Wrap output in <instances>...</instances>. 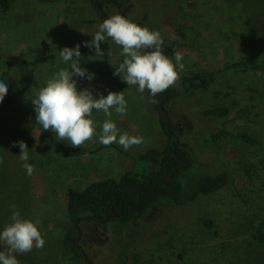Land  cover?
Segmentation results:
<instances>
[{
  "label": "rangeland",
  "instance_id": "rangeland-1",
  "mask_svg": "<svg viewBox=\"0 0 264 264\" xmlns=\"http://www.w3.org/2000/svg\"><path fill=\"white\" fill-rule=\"evenodd\" d=\"M188 5L186 0H129L123 5L108 2L103 10L109 17L148 15V22L163 38L180 44L185 71L174 86L179 89L183 75L189 72L220 68L235 59L264 57V0H198ZM84 18L97 21L87 24ZM102 22L92 0H15L7 15L0 13V55L19 63L57 53L90 41ZM110 41L101 45L104 56H95L88 47L82 54L81 66L94 73V78L78 79V90L89 88L97 98L101 93L121 92L116 87L122 79L114 72L123 60L122 49ZM169 58L174 60V56ZM65 68L69 65L59 55L39 64L28 93L0 110V231L11 222V205L15 204L22 218L39 222L45 239L42 249L16 254L20 264L62 263L63 237L72 224L68 187L83 190L95 181L119 179L127 170L157 167L167 143L156 108L158 95L152 97L131 86L122 90L126 115L110 110L113 114L107 117L95 111L92 118L97 132L105 119H111L121 134L141 136L144 142L129 150L112 144L89 156H61L54 146L59 139L36 123L31 100L48 79ZM27 71L23 68L2 78L0 70V81L7 83L8 93ZM164 99L173 132L192 159L184 194H190L202 174L227 170L234 181L219 194L202 195L184 205L159 202L143 219L128 224L90 221L80 226L83 235L78 242L96 264H264V243L252 236L254 225L264 217V150L242 148L243 144L230 137L208 142L210 132L220 127L248 130L264 142V74H233L229 83L208 91ZM217 104H231L232 110L224 117L203 113ZM21 140L29 148L28 163L34 165L31 176L23 168L21 149L13 147ZM100 145L97 136L83 146L95 149ZM252 155L258 165L253 185L242 176ZM0 251H6L2 243Z\"/></svg>",
  "mask_w": 264,
  "mask_h": 264
},
{
  "label": "trees",
  "instance_id": "trees-1",
  "mask_svg": "<svg viewBox=\"0 0 264 264\" xmlns=\"http://www.w3.org/2000/svg\"><path fill=\"white\" fill-rule=\"evenodd\" d=\"M51 1V0H46ZM96 6L99 15L104 19L109 18V15L98 7L97 1L92 0ZM102 9L106 3L113 2L111 0H98ZM187 3L195 4L198 0H186ZM15 4V0H0V13L7 15ZM188 5V7H189ZM105 12L106 14H104ZM130 20L141 25L146 26L150 30L157 31L149 22L148 15L142 18L132 17ZM97 18H84L82 22L93 24ZM163 37V36H162ZM162 51L168 57H173L174 52L180 51V44L170 43L165 38ZM111 39L102 43V46H107ZM77 44H72L67 47L74 48ZM81 53L87 51L84 43H80ZM59 55V52L52 53L45 56H37L34 59L24 60L19 63L14 61H7L0 55V70H3L2 78L11 73L23 68H27L26 74L16 83L14 88L7 93L2 103H0V110L16 104L21 100L31 89L33 79L35 77L37 66L44 63L46 60ZM249 73L264 74V57H247L242 59H235L227 63L225 66L215 69H206L204 71H193L183 75L181 79V88L170 87L167 91L158 95L159 103L156 108L159 112L160 125L167 135V143L163 148L159 164L157 167L144 170H127L119 179L107 178L101 181H95L83 190H78L74 187H68L67 209L72 220V224L63 237L62 248V263L61 264H90L84 257L82 251L76 247L74 239L78 236V229L75 226V219L78 216H92V218L79 219L78 224L84 226L90 221H100L107 218L109 213V222H119L128 224L132 221L143 219L152 209V207L159 202H171L176 205H184L189 201H194L202 195L219 194L230 186L234 181L232 173L227 170L220 171L216 174H202L195 181L189 195L184 194L187 185L186 174L187 167H181L174 172V177L170 180L171 173L179 166L186 165L183 159H192L189 150L180 144L175 151L176 137L172 135L167 126L170 119L165 114L161 107V103L166 94L171 99L178 98L182 94H194L198 90L208 91L214 85L222 83H229L231 75H245ZM131 86H127L124 81H120L116 87V91H122ZM237 103V102H235ZM232 110L231 104H217L212 107L204 109L203 113L206 116L224 117ZM95 112V110L93 111ZM171 129L174 124L172 121ZM210 143H216L223 137H230L231 139L239 141L243 144L242 148H254L264 150V142L248 130L233 131L226 128H216L210 132ZM54 146L59 154L66 158L89 156L98 152L104 145H100L95 149H88L85 146L72 147L71 145L57 140ZM112 146V145H111ZM109 147V146H108ZM244 152V151H242ZM142 156V155H141ZM248 157V156H247ZM247 165L244 167L243 177L247 176L250 179V184L257 182L258 165L256 156L252 155L247 158ZM256 165V166H255ZM169 181L165 183L163 181ZM157 184L156 188L155 185ZM155 189V190H154ZM145 190L148 192L146 194ZM154 192L152 193V191ZM140 191V194H139ZM130 202V203H129ZM116 214H119L117 216ZM100 218V219H99ZM204 222L211 226L212 222L206 218H202ZM253 238L258 242L264 243V217L253 227Z\"/></svg>",
  "mask_w": 264,
  "mask_h": 264
},
{
  "label": "clouds",
  "instance_id": "clouds-1",
  "mask_svg": "<svg viewBox=\"0 0 264 264\" xmlns=\"http://www.w3.org/2000/svg\"><path fill=\"white\" fill-rule=\"evenodd\" d=\"M108 39L122 49L120 55L123 60L115 68L114 75H119L127 86H135L140 93L147 92L155 97L174 87L180 80L181 72L185 71L181 52H174L173 60L162 51L164 39L159 31L150 30L122 15L104 19L92 39L84 41V46L94 49L95 56H104L101 44ZM80 47L77 44L74 48L59 50L60 60L69 68L58 71L36 91L31 100L36 123L43 131L53 132L56 139L66 141L72 147L81 148L97 136L99 143L105 147L118 144L124 150H129L140 146L144 142L143 137L121 134L111 119H105L97 132L93 111L103 112L107 117L113 114L110 110L118 115H126L127 101L122 91H109L107 95L101 93L97 98L89 88L78 90V79L92 81L94 78V73L81 66L83 56ZM7 93V83L0 81V103ZM17 145L21 149L19 157L24 161L23 168L31 176L34 165L28 163L29 148L22 140L14 142L13 147ZM2 163L3 158H0ZM11 208V222L0 231V243L6 248V251H0V264H20L16 254L31 252L33 248L42 249L45 245L39 222L22 218L15 204Z\"/></svg>",
  "mask_w": 264,
  "mask_h": 264
},
{
  "label": "water",
  "instance_id": "water-1",
  "mask_svg": "<svg viewBox=\"0 0 264 264\" xmlns=\"http://www.w3.org/2000/svg\"><path fill=\"white\" fill-rule=\"evenodd\" d=\"M97 1V4H98V7L103 11V9L101 8V6H100V4H99V2H98V0H96ZM112 1H114V2H116L118 5H123L124 3H127V2H129V0H125L124 1V3L122 2V3H119V2H117V1H115V0H112ZM104 13V12H103ZM105 14V13H104ZM166 96L168 97L169 95H167L166 94ZM164 101H165V99H163V101H162V103H161V107H162V109H163V111L165 112V114L168 116V113H167V110L165 109V107H164ZM168 118H169V116H168ZM171 123H170V121H168V124H167V126H168V128H169V131H170V133L172 134V135H174L175 137H176V145H175V151L177 150V148H178V146L180 145V138L178 137V136H176V134L173 132V130L171 129ZM185 162H186V165H184V166H179V167H177L176 169H174L173 171H172V173H171V177H170V180H172V178L174 177V172L176 171V170H178V169H180L181 167H190V165H191V161L190 160H188V159H183ZM163 182H165V183H169V181H163ZM156 186H157V184L155 185V188H156ZM155 190V189H154ZM154 190L152 191V193L154 192ZM145 192H146V194L148 193L146 190H145ZM139 194H140V191H139ZM130 203V202H129ZM117 216H119V214H116ZM90 218H92V216H78L76 219H75V226L77 227V229H78V236L74 239V242H75V245H76V247H78L79 249H80V251H82V253H83V255H84V257L86 258V260L90 263V264H96L88 255H87V253H86V251H85V249L83 248V246L78 242L80 239H81V237H82V235H83V230H82V228L80 227V225L78 224V220L79 219H86V220H88V219H90ZM100 219V218H99ZM109 220V213L107 212V218L106 219H104V220H102L103 222H107Z\"/></svg>",
  "mask_w": 264,
  "mask_h": 264
},
{
  "label": "flooded vegetation",
  "instance_id": "flooded-vegetation-1",
  "mask_svg": "<svg viewBox=\"0 0 264 264\" xmlns=\"http://www.w3.org/2000/svg\"><path fill=\"white\" fill-rule=\"evenodd\" d=\"M112 1V0H111ZM184 161V160H183Z\"/></svg>",
  "mask_w": 264,
  "mask_h": 264
}]
</instances>
